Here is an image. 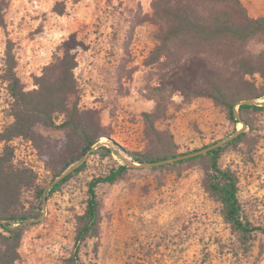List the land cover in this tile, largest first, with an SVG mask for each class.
<instances>
[{
	"label": "rangeland",
	"instance_id": "1",
	"mask_svg": "<svg viewBox=\"0 0 264 264\" xmlns=\"http://www.w3.org/2000/svg\"><path fill=\"white\" fill-rule=\"evenodd\" d=\"M154 1L11 0L6 25L0 28V127L12 121V98L3 78L7 47L15 55L18 76L32 89L34 78L76 33L82 42L74 50L80 103L100 114L106 135L100 145L158 156L204 149L231 137L234 125L220 106L208 97L184 96L173 88L166 59L149 63L157 44ZM242 1L252 16H264V0ZM59 8L64 14L57 12ZM250 46L257 50L263 44L256 41ZM248 78L256 84L262 82L259 74ZM156 87L169 89L162 98L165 111L154 123L158 132L144 116L156 104ZM247 100L264 105V98ZM246 118L255 128L252 139L256 144L250 153L244 144L229 149L221 164L239 177L245 215L254 225L264 227V110L251 111ZM236 127L241 131L245 123ZM13 143L17 163L27 161L35 166L40 188H49L61 179L53 177L28 140L19 138ZM179 160L149 166L105 149L89 154L84 170L43 205L34 202L38 215L28 222L16 264H69L75 251L77 218L86 208L88 183L124 163L129 168L115 183H101L97 188L102 203L101 237L97 249L95 239L82 247L83 261L264 264V233L257 231L248 248L241 244L238 234L224 222L219 202L205 189L203 166L197 160ZM33 198V193H27L28 201Z\"/></svg>",
	"mask_w": 264,
	"mask_h": 264
},
{
	"label": "trees",
	"instance_id": "2",
	"mask_svg": "<svg viewBox=\"0 0 264 264\" xmlns=\"http://www.w3.org/2000/svg\"><path fill=\"white\" fill-rule=\"evenodd\" d=\"M10 1L0 0V28L6 25ZM57 12L64 14V9L59 8ZM152 19L158 30L155 32L157 44L149 63L166 59L171 74L170 85L182 91L184 96L212 99L234 125L233 135L238 133L207 152L178 162H200L205 172L206 191L219 202L224 222L248 248L257 231L264 233V227L254 225L245 215L239 199V177L235 170L221 164V158L226 151L241 144L246 145L250 153L256 144L252 139L255 128L246 114L264 110V105L257 101L241 104V101L264 98V16H252L242 0H155ZM256 41L263 47L252 49L250 44ZM80 46L82 42L76 33H72L43 73L34 78L32 89H28L18 76L15 55L12 48L7 47L3 78L12 98L9 108L12 121L0 127V264H16L21 259L24 232L29 220L38 215L34 202L43 205L62 185L84 170L89 154L105 149L144 164L200 150L157 156L154 152L126 150L110 138L117 149L100 145L106 137L100 114L80 103L75 75L78 61L74 53ZM255 74L261 76V83L256 84L248 78ZM154 90L156 104L144 116L158 132L154 123L165 111L162 98L169 89L156 87ZM239 103L238 114L236 106ZM240 122L245 123L241 131L236 127ZM19 138L28 140L38 151L53 177H63L49 188H40L35 166L27 161L20 164L16 161L13 142ZM128 168L127 163L121 164L88 183L86 208L77 218L75 251L68 259L69 264H88L82 260L81 250L89 240L95 239L98 248L102 226L99 184L115 183ZM30 192L35 196L32 201L27 199Z\"/></svg>",
	"mask_w": 264,
	"mask_h": 264
},
{
	"label": "water",
	"instance_id": "3",
	"mask_svg": "<svg viewBox=\"0 0 264 264\" xmlns=\"http://www.w3.org/2000/svg\"><path fill=\"white\" fill-rule=\"evenodd\" d=\"M250 100H243L241 102L242 103H249ZM238 133H236L235 135H232L231 137L227 138V139H224L222 141H220L219 143L215 144V145H212V146H209V147H206L204 149H200V150H197L195 152H191L189 154H185V155H181V156H177L175 158H171V159H168V160H162V161H158V162H153V163H146L147 165L151 166V165H156V164H163V163H168V162H172V161H175V160H179V159H182V158H187V157H191V156H195V155H198V154H202L204 152H207L208 150H210L211 148L215 147V146H218L222 143H225L226 141L232 139L233 137H235ZM63 177V176H62ZM61 177V178H62Z\"/></svg>",
	"mask_w": 264,
	"mask_h": 264
}]
</instances>
